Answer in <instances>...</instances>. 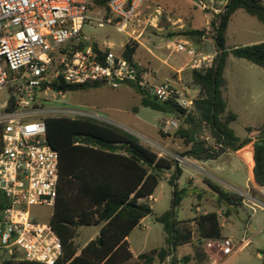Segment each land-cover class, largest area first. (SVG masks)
Instances as JSON below:
<instances>
[{"label": "trees", "instance_id": "trees-1", "mask_svg": "<svg viewBox=\"0 0 264 264\" xmlns=\"http://www.w3.org/2000/svg\"><path fill=\"white\" fill-rule=\"evenodd\" d=\"M95 1L90 6L103 9L107 15V2ZM130 1V0H128ZM243 10L264 25V4L261 0H228L210 21L215 57L207 69H192V84L198 87L193 109L186 112L171 101L161 102L148 92L128 83L140 96V105L170 116L179 122L173 136L182 140L186 149L177 154L196 161L215 160L227 152L238 153L251 139H239L230 125L237 116L227 109L222 90L226 86L223 76L225 61L229 55L244 59L264 70V42L228 48L225 34L232 15ZM204 30H190L191 39L199 38ZM137 44L127 42L122 56L133 63ZM95 51L100 47L93 44ZM107 51V49L105 50ZM55 90L77 92L99 88V83L82 85L51 84ZM14 109L10 93L5 112ZM46 138L57 151L59 158V183L57 197L49 223L61 241L63 253L55 264H151L155 257L163 259L176 247L192 244L190 228L176 219L175 210L187 189H179L176 180L182 170L172 157L159 156L136 136L112 124L89 118L47 116ZM207 130V134H205ZM247 134L257 131L252 143V175L258 186H264V125L258 129L247 127ZM209 137L210 141L204 140ZM0 132V149H1ZM172 171L167 182L172 187L170 208L155 216L167 235V250H152L133 256L127 237L147 215L149 200L162 177ZM205 183L215 194L218 205L226 212L242 205V197L210 180ZM252 195L259 192L250 187ZM199 194H197L198 196ZM5 207L0 201V211ZM151 213V212H150ZM199 239L222 237L216 212L200 214L193 219ZM80 227H99L98 235L78 250L74 244ZM0 264H40L19 259L17 253L0 258ZM171 264H177L173 258Z\"/></svg>", "mask_w": 264, "mask_h": 264}, {"label": "built area", "instance_id": "built-area-1", "mask_svg": "<svg viewBox=\"0 0 264 264\" xmlns=\"http://www.w3.org/2000/svg\"><path fill=\"white\" fill-rule=\"evenodd\" d=\"M95 1L102 0H0V90L11 89L14 99V109L0 114V191L5 204L0 211V249L8 256L17 253L25 261L55 264L63 253L49 221L40 224L31 213L33 207L53 208L58 192L59 158L46 138L47 116L103 121L134 135L83 105H72L66 98L70 92L55 90L51 84L99 83L114 89L133 83L158 101H171L186 112L193 109L195 97L179 78L151 84L149 70L126 60L109 45L99 46L101 53L94 50L82 28L91 21L89 10ZM143 1L109 0L107 15L102 11L92 20L100 28L110 25L132 37ZM193 1L203 11H219L228 0ZM167 48L185 55L191 69L212 65L214 56L187 41H168ZM158 127L171 133L177 120L161 117ZM204 140L210 141L207 136ZM175 159L179 165L190 160L177 155ZM255 189L259 197L251 194L248 185L245 191L232 189L252 212L264 210V186ZM249 242L242 238L235 245L223 237L198 240L205 252L214 255V264Z\"/></svg>", "mask_w": 264, "mask_h": 264}, {"label": "rangeland", "instance_id": "rangeland-1", "mask_svg": "<svg viewBox=\"0 0 264 264\" xmlns=\"http://www.w3.org/2000/svg\"><path fill=\"white\" fill-rule=\"evenodd\" d=\"M261 2L264 4V0ZM102 11L103 9L95 6L90 8L91 21L86 22L82 28L83 35L91 44H97L101 48L104 45H110L114 52L121 53L125 43L134 42L133 37L139 32L142 36L147 33L153 42L162 43L169 52L170 50L166 47L168 41L180 39L187 41L203 54L215 57L210 21L218 10L203 11L194 4L193 0H144L137 12L136 23L133 27L135 32L132 37L117 32L110 25L98 27L92 19ZM190 30H204V34L199 38L191 39L187 35ZM225 38L228 48L264 42V25L240 9L232 15ZM139 55V52H136L135 59H138ZM223 76L226 80V86L222 90L223 96L227 101L228 109L237 114V120L230 127L237 137L242 138L247 135L245 130L247 127L258 129L264 124V70L246 60L229 55L225 61ZM182 82L190 95H192V90L198 88L191 87L190 72L187 77L182 78ZM10 93L11 89L8 88L0 90V114L4 111ZM66 98L74 106L83 105L104 119L127 128L159 156L175 158L176 154L173 152H181V149L177 148L181 145L179 140L175 139L169 145L162 143V139L168 138L170 134L173 135L177 128L171 133L161 132L158 121L157 125L154 123L157 113L140 105V96L132 86L122 84L114 89L102 86L70 92ZM178 125L179 122H177V127ZM207 133L205 130V134ZM160 134L163 136L161 137ZM249 135L252 140L257 136V131ZM227 158L228 156H224L222 161L218 162L207 160L204 161L205 164L199 163L198 166L192 167L196 171L195 179L197 181L202 179L204 183L210 180L230 191L233 188L245 191L247 185L251 187L246 180L247 170L239 167V162L235 157H232L230 162ZM186 164L187 162L182 163V165ZM216 165L221 166L222 171H217ZM234 168L240 169L235 171ZM196 186L195 184L194 194L199 195L187 192L175 210L176 219L181 222L182 226L190 228L192 244L176 247L163 259L155 257L151 264H171L173 258L177 264H214L212 263L214 255L205 252L198 244L193 224L195 217L208 212L217 213L223 238H229L235 245H239L242 238L250 239L248 245L217 259L215 264H264V229H262L264 210L257 209L252 212L242 204L226 212L224 206L218 207L215 198L211 193H207L205 186L203 191L200 190L202 186L200 182ZM184 187H187L184 178H180L178 188ZM172 190L164 176L152 194L154 201L144 200L151 213L147 214L127 237L129 248L135 257L152 250L168 249L167 235L163 231L162 224L155 221V216H159L170 208ZM1 200L3 196L0 191ZM52 212L53 208L44 206L31 209L32 216L40 224L47 223ZM98 232L99 227L78 228L74 238V244L78 250L94 239ZM5 255L0 249V258Z\"/></svg>", "mask_w": 264, "mask_h": 264}, {"label": "crops", "instance_id": "crops-1", "mask_svg": "<svg viewBox=\"0 0 264 264\" xmlns=\"http://www.w3.org/2000/svg\"><path fill=\"white\" fill-rule=\"evenodd\" d=\"M133 41L135 44H137L135 54H136V52H139V54H140L138 59H135V57H134L135 54H134L133 62L135 64H137L139 67H141L142 69L149 70L151 72V75L149 76V81L151 84H160V83L164 82L165 80L177 79V78H179L182 82V78L187 77V75H189V72H190V81L192 82V79H191L192 69L189 66L190 61L185 55L179 54V53H173L171 51L170 52L167 51L165 48V45H163L162 43L155 42V41L153 42L152 38L147 36V33H145L144 36H142V33L138 32V34L133 37ZM166 47H167V45H166ZM242 60H244V59H242ZM124 85L130 86L128 83H125ZM192 86H195V85L191 84V87ZM191 89H193V88H191ZM197 93H198V88H195V90H192V96L193 97H196ZM227 109H228V106H227ZM231 112H233V111H231ZM156 113H157V115L154 117L155 125H157V121L161 117L171 118L170 116L164 115L162 113H159V112H156ZM234 114L237 116L236 113H234ZM262 125H264V124H262ZM160 136L162 137L163 135L160 134ZM246 137L251 139L249 134H247L245 137H242V138L238 137V138L244 139ZM175 139L179 140L181 142V145L178 146L177 148L181 149V152H183L186 149V146L184 145L182 140L175 138L172 134H170L168 136V138L166 137L164 140L162 139V143H164L165 145H169ZM254 139H252L251 142L246 147H244L242 150H240L238 153L227 152L224 155L220 156L219 158L215 159V161L216 162L222 161L224 156H228L227 159H228V162H230L231 158L235 157V159H237V161L239 162V167L245 168L247 170V173H248L247 176L248 177L246 180L248 181V183L251 184L252 187L255 188L257 185L254 183L253 175H252V167H253L252 143H253ZM173 153L177 155L180 152H173ZM199 163L205 164L206 162L196 161V160L191 159L187 162L186 165L180 164V168L182 170V173H181L180 177L176 180V183L179 186L180 178H184V181L187 185V187H184V188L187 189V192H190L192 195H197L198 193L194 194L195 184L198 186V182H200L202 185L200 187V190L203 191L202 189L205 186L207 188V193H211V195L215 198V194L213 193V191L207 186L206 183H204L202 181V179L198 180V181H197V179H195L196 178L195 177L196 171L194 169H192V167L198 166ZM216 167L218 169V170L216 169L217 171H222L221 166L216 165ZM239 169L240 168H234L235 171H237ZM171 174H172V171H169L165 174L166 180H168V178L171 176ZM216 178H218V177H216ZM218 179H220V178H218ZM220 180H222V179H220ZM222 182L225 184H228L227 182H225L223 180H222ZM181 189H183V188H181ZM149 200L154 201V198H152V195L150 196Z\"/></svg>", "mask_w": 264, "mask_h": 264}, {"label": "water", "instance_id": "water-1", "mask_svg": "<svg viewBox=\"0 0 264 264\" xmlns=\"http://www.w3.org/2000/svg\"><path fill=\"white\" fill-rule=\"evenodd\" d=\"M143 211H144L146 214H150V212H151L150 208H149V209H143Z\"/></svg>", "mask_w": 264, "mask_h": 264}]
</instances>
